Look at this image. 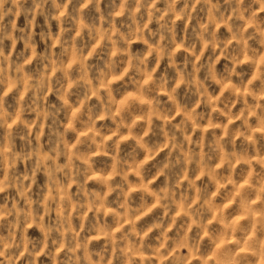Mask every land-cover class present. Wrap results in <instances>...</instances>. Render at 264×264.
Segmentation results:
<instances>
[{"label":"clouds","instance_id":"obj_1","mask_svg":"<svg viewBox=\"0 0 264 264\" xmlns=\"http://www.w3.org/2000/svg\"><path fill=\"white\" fill-rule=\"evenodd\" d=\"M0 264H264V0H0Z\"/></svg>","mask_w":264,"mask_h":264}]
</instances>
